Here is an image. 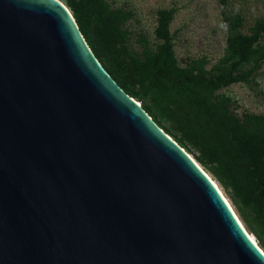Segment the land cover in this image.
<instances>
[{
  "label": "water",
  "instance_id": "water-1",
  "mask_svg": "<svg viewBox=\"0 0 264 264\" xmlns=\"http://www.w3.org/2000/svg\"><path fill=\"white\" fill-rule=\"evenodd\" d=\"M0 264H264L62 0H0Z\"/></svg>",
  "mask_w": 264,
  "mask_h": 264
},
{
  "label": "trees",
  "instance_id": "trees-1",
  "mask_svg": "<svg viewBox=\"0 0 264 264\" xmlns=\"http://www.w3.org/2000/svg\"><path fill=\"white\" fill-rule=\"evenodd\" d=\"M90 47L113 78L181 146L196 153L229 193L264 247V114L237 112V100L221 90L249 82L264 63V18L244 32L241 13L227 14L224 54L208 67L206 56L181 65L171 30L176 8L160 9L152 43L144 34L131 44L127 23L134 12L110 0H65Z\"/></svg>",
  "mask_w": 264,
  "mask_h": 264
},
{
  "label": "rangeland",
  "instance_id": "rangeland-1",
  "mask_svg": "<svg viewBox=\"0 0 264 264\" xmlns=\"http://www.w3.org/2000/svg\"><path fill=\"white\" fill-rule=\"evenodd\" d=\"M62 1L66 4L65 0ZM110 1L114 6L133 10L134 15L128 21L127 27L132 32L131 44L134 49L140 47L138 39L141 33L149 38L152 43H157L158 39L155 31L159 24V10L176 8L177 12L171 23V30L175 33V50L181 65H187L195 58L206 56L210 61L208 67H211L224 54L225 44L228 38V29L225 24L220 0ZM236 13H241L244 16L245 27L243 31L249 33L256 20L258 18H264V0H230L227 14ZM262 42H264V38ZM221 92L237 100L239 105L237 112L239 114L245 111L264 114V63L249 82L234 83L222 89ZM135 99L138 102H142L137 98ZM153 119L155 120L154 117ZM170 136L175 139L174 136ZM185 150L216 181L219 187H221L246 229L257 240L233 203L229 193L216 177L196 159V153L194 151L189 152L187 148ZM260 246L264 249L261 244Z\"/></svg>",
  "mask_w": 264,
  "mask_h": 264
},
{
  "label": "bare ground",
  "instance_id": "bare-ground-1",
  "mask_svg": "<svg viewBox=\"0 0 264 264\" xmlns=\"http://www.w3.org/2000/svg\"><path fill=\"white\" fill-rule=\"evenodd\" d=\"M140 104V102H139ZM190 155V154H189ZM191 156V155H190ZM191 158L193 160H195L192 156ZM195 162H197L195 160ZM197 164L200 166V164L197 162ZM201 167V166H200ZM202 168V167H201ZM203 169V168H202ZM204 170V169H203ZM205 171V170H204ZM206 172V171H205ZM207 173V172H206ZM208 174V173H207ZM209 175V174H208ZM209 177L213 180V182L215 183V185L217 186V188L219 189V191L221 192V194L223 195L224 199L226 200V202L228 203V205L230 206V208L232 209V211L234 212L235 216L237 217V219L239 220L240 224L242 225V227L244 228V230L246 231V233L249 235V237L253 240V242L264 252V249L260 246V244L258 243V241L250 234V232L246 229L244 223L242 222L241 218L239 217V215L237 214V212L235 211L234 207L231 205L230 201L228 200V198L226 197L225 193L222 191L221 187H219V185L216 183V181L209 175Z\"/></svg>",
  "mask_w": 264,
  "mask_h": 264
}]
</instances>
